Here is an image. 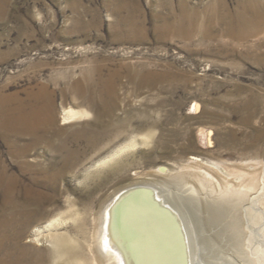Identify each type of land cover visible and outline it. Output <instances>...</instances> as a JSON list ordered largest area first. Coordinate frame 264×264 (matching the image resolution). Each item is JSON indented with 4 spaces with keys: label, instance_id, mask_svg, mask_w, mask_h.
<instances>
[{
    "label": "rangeland",
    "instance_id": "374dc122",
    "mask_svg": "<svg viewBox=\"0 0 264 264\" xmlns=\"http://www.w3.org/2000/svg\"><path fill=\"white\" fill-rule=\"evenodd\" d=\"M237 13L264 21V0H0V93L53 105L35 143L0 131V162L41 203L27 234L65 217L93 264L102 207L138 188L177 216L190 264H264V23L239 39ZM67 107L90 115L63 125ZM226 188L244 200L222 204Z\"/></svg>",
    "mask_w": 264,
    "mask_h": 264
},
{
    "label": "bare ground",
    "instance_id": "6f19581e",
    "mask_svg": "<svg viewBox=\"0 0 264 264\" xmlns=\"http://www.w3.org/2000/svg\"><path fill=\"white\" fill-rule=\"evenodd\" d=\"M234 18L236 23L244 28L236 32V37L239 39H245L249 35L254 36L253 34H257V26L264 23L263 16L257 13L250 17L244 13H237ZM170 25L166 28L167 32L176 34L178 30L180 31L178 34L184 37L189 34L187 30H181L178 24ZM231 31L229 28V32ZM23 102L16 96L8 97L0 93V131L6 137L13 136L17 139L28 135L32 137V143H35L39 132L53 123V105L49 99L39 107L28 109ZM89 115L87 110L67 107L63 110L62 122L63 125L71 124L86 119ZM85 142L88 147H96L100 140L88 137ZM71 157L72 155L68 154L66 161L71 160ZM107 160L108 157L104 159V161ZM28 169L29 166L25 165V170ZM194 173L190 177L195 181L200 180L201 174ZM56 175L49 177V182L56 180L58 177ZM138 184L140 183H134L132 186L136 187ZM252 185L251 183L248 188L251 189ZM31 190V186L21 183L18 177L10 173L0 162V194L6 204L0 219V264H37L43 259L40 256L42 253L37 252L31 255L28 244L34 245L33 247L49 248L56 262L83 264L82 259H78L79 257H75L74 254L76 242L58 232L66 223L65 217L50 218L51 220L36 225L34 230L27 234V229L36 215L29 207L32 205L34 209H37L41 206L40 202L30 198ZM18 192H21V195H18ZM120 192L113 195L107 204L105 202L106 205L102 207L98 215L99 235L97 234L98 238H96L98 245L96 244L94 251L93 264H190L188 245L177 216L175 217L166 206V208L161 207L160 199L150 190L133 188L122 194ZM245 194L240 189L226 188L222 194L221 199L224 201L221 200L222 204L231 206L234 199L236 202L244 200ZM24 240L25 242L22 243Z\"/></svg>",
    "mask_w": 264,
    "mask_h": 264
}]
</instances>
